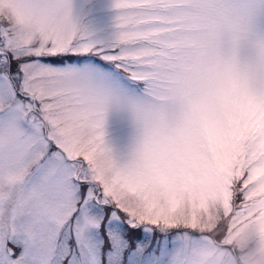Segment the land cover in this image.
<instances>
[{
    "label": "snow or ice",
    "instance_id": "1",
    "mask_svg": "<svg viewBox=\"0 0 264 264\" xmlns=\"http://www.w3.org/2000/svg\"><path fill=\"white\" fill-rule=\"evenodd\" d=\"M0 264H264V0H0Z\"/></svg>",
    "mask_w": 264,
    "mask_h": 264
}]
</instances>
